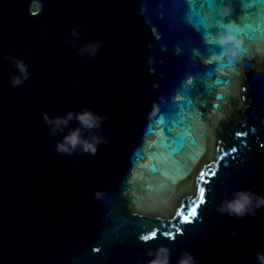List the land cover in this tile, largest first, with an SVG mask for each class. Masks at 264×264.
Listing matches in <instances>:
<instances>
[{
  "label": "water",
  "instance_id": "95a60500",
  "mask_svg": "<svg viewBox=\"0 0 264 264\" xmlns=\"http://www.w3.org/2000/svg\"><path fill=\"white\" fill-rule=\"evenodd\" d=\"M227 23L242 50L215 59ZM96 41L95 54L83 50ZM257 46L259 0H0V264H145L157 245L170 264L181 250L197 264H258L264 206L239 218L217 211L236 189L264 195ZM7 57L27 65L21 85L10 84ZM84 108L105 118L82 136L108 142L94 155L55 151L79 122L52 134L41 112Z\"/></svg>",
  "mask_w": 264,
  "mask_h": 264
},
{
  "label": "clouds",
  "instance_id": "9594fccd",
  "mask_svg": "<svg viewBox=\"0 0 264 264\" xmlns=\"http://www.w3.org/2000/svg\"><path fill=\"white\" fill-rule=\"evenodd\" d=\"M231 12V6L228 3H222L219 7V13L227 16ZM239 28L234 23L221 24L220 30L214 36L212 42L221 46V52L218 56L214 57L219 59L220 57H226L230 60H235L238 53L241 52V39L236 34ZM72 34L75 35V29L72 30ZM100 46L99 41L89 43L83 46V50L89 52V54H95L96 50ZM252 56L259 60H264V46H257L252 49ZM7 59L13 61V67L17 69L18 74H12L9 77V82L13 86H18L23 83L29 75L27 71V65L16 57H7ZM257 73L264 72V67H257ZM41 117L45 124L50 125V132H55L61 128L62 125L67 124L68 120L75 118L80 127L70 130L64 135L61 140L57 141L54 145V149L60 153L71 154L77 147L82 152H87L94 155L97 151V146L101 143H107V139L92 134L90 138H84L82 136V129H94L99 128L100 122L105 117H101L98 114L93 113L91 110L84 108L78 113L68 112L64 116H52L50 117L47 112H41ZM103 195L101 190H95L93 192V198L99 199ZM264 206V195L254 192L252 189H236L229 199H224L217 206V211L221 214H227L233 217H243L245 215H254L256 209ZM195 216V213H192ZM187 218H183L186 220ZM190 222V221H189ZM177 229V232H180ZM155 231L141 232L138 235V239L141 242H147L148 239L152 238ZM230 237H235L236 233L232 229H228ZM170 238H173L169 234ZM222 238V237H221ZM235 242V241H234ZM171 250L165 245H157L155 248H148L145 250V255L149 257L145 264H170ZM258 264H264V251H257L255 253ZM176 264H197V258L193 253L187 250H181L177 256Z\"/></svg>",
  "mask_w": 264,
  "mask_h": 264
},
{
  "label": "snow or ice",
  "instance_id": "6c2138e0",
  "mask_svg": "<svg viewBox=\"0 0 264 264\" xmlns=\"http://www.w3.org/2000/svg\"><path fill=\"white\" fill-rule=\"evenodd\" d=\"M259 2L264 3V0H259ZM208 23H209V24H213V23H215V19L213 18V20L209 21ZM243 135H246V133L236 132V136H237V137H239V136H243ZM231 151H232V152H235V151H236V148L233 147V148L231 149ZM199 192H200L201 203H202V202H203V199H204V192H205V189H204V188H200V189H199ZM192 213H195V215H196V210H195V208L192 209ZM185 217L187 218L185 221H188V220H189V217H187V216H185ZM164 234H165L166 236H169L168 233H164ZM155 236H156V232H154V235H153L152 238H154ZM171 236L173 237V234H171ZM152 238H150V239H152ZM150 239H148L147 241H149ZM173 239H174V237H173ZM94 251H98V249H94Z\"/></svg>",
  "mask_w": 264,
  "mask_h": 264
}]
</instances>
